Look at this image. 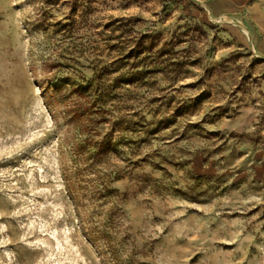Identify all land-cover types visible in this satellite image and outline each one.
I'll return each instance as SVG.
<instances>
[{"label":"rangeland","instance_id":"obj_1","mask_svg":"<svg viewBox=\"0 0 264 264\" xmlns=\"http://www.w3.org/2000/svg\"><path fill=\"white\" fill-rule=\"evenodd\" d=\"M245 23L0 0V264H264V29Z\"/></svg>","mask_w":264,"mask_h":264},{"label":"crops","instance_id":"obj_2","mask_svg":"<svg viewBox=\"0 0 264 264\" xmlns=\"http://www.w3.org/2000/svg\"><path fill=\"white\" fill-rule=\"evenodd\" d=\"M195 3L199 8L205 9L209 16L218 18L225 14H238L241 15L244 20V24L247 27L245 21L250 22L252 19V28L254 29V34L259 33V31L264 29V5L262 0H256L255 2H250V0H189ZM252 12L255 14L253 15ZM256 45L261 50V55L264 58V38L259 37L256 40ZM263 79L262 85L264 90V66L261 67ZM251 131V130H250ZM249 133V132H248ZM255 135H259V141H252L247 138V159L256 160L264 158V123L257 127L255 130ZM252 136L253 134H249Z\"/></svg>","mask_w":264,"mask_h":264}]
</instances>
